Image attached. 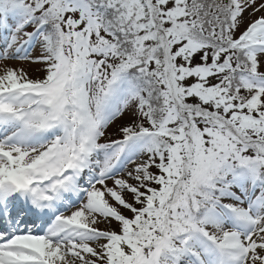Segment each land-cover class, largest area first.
Segmentation results:
<instances>
[{
	"label": "snow or ice",
	"instance_id": "snow-or-ice-1",
	"mask_svg": "<svg viewBox=\"0 0 264 264\" xmlns=\"http://www.w3.org/2000/svg\"><path fill=\"white\" fill-rule=\"evenodd\" d=\"M0 264H264V0H0Z\"/></svg>",
	"mask_w": 264,
	"mask_h": 264
}]
</instances>
